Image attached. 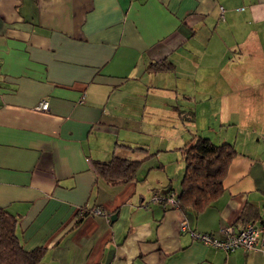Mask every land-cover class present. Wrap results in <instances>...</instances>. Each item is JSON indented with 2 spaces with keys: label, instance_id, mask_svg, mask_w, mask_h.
<instances>
[{
  "label": "crops",
  "instance_id": "1",
  "mask_svg": "<svg viewBox=\"0 0 264 264\" xmlns=\"http://www.w3.org/2000/svg\"><path fill=\"white\" fill-rule=\"evenodd\" d=\"M164 58L170 69H147ZM42 99L46 110L35 108ZM214 101L259 110L242 123L264 118V0H0V207L16 216L22 246L44 248L38 264H264V232L257 249L232 251L191 234L243 225L245 205L264 222V146L246 145L254 139L237 142L236 130L215 141L236 155L204 209L162 201L179 188L180 147L195 134L185 121L213 114ZM155 130L176 155L125 183L98 177L93 161L138 159L143 147L124 145Z\"/></svg>",
  "mask_w": 264,
  "mask_h": 264
},
{
  "label": "trees",
  "instance_id": "2",
  "mask_svg": "<svg viewBox=\"0 0 264 264\" xmlns=\"http://www.w3.org/2000/svg\"><path fill=\"white\" fill-rule=\"evenodd\" d=\"M172 67L166 58L151 62L147 69L158 71ZM135 149L132 145H124ZM184 162L183 173L176 191L169 188L162 201H167L170 191L176 194V204L181 209H192L199 212L212 203L223 190V180L236 149L230 142H213L209 137L193 134L181 147ZM141 159H132L112 155L109 160L93 161V168L103 181L120 184L136 179ZM85 214V212H84ZM259 214L252 205H245L237 222L245 224L254 221ZM17 218L6 208L0 207V264H38L42 259L44 248L41 246L25 249L16 232ZM236 226V225H235Z\"/></svg>",
  "mask_w": 264,
  "mask_h": 264
},
{
  "label": "rangeland",
  "instance_id": "3",
  "mask_svg": "<svg viewBox=\"0 0 264 264\" xmlns=\"http://www.w3.org/2000/svg\"><path fill=\"white\" fill-rule=\"evenodd\" d=\"M253 89L254 88H247L245 89V91L243 90L244 92L242 91L243 92L242 94L244 95L243 97L244 101L246 102L249 101V99L253 96V93H254ZM235 95H237V93H235ZM158 96H160V94H158L157 97ZM169 104L170 105L167 104L166 107L171 108L172 105L171 103ZM210 105H212L211 106L212 110H210V106L208 103H203V104L198 103L197 104L198 109L202 110V108L205 107V110H207V112H209L208 110H210V112L212 111L213 114L206 113L207 118H204L205 114L203 111V113L198 115L197 119H193L192 121L189 120L188 122L185 121L186 124L191 125L189 134L195 133L197 135L200 134V135L207 136V137L210 135L211 137L209 138L213 142H215L217 140H223L224 136H228L229 134L230 136H233L237 130V131H240V133L236 137L237 142H241L242 144H245L246 142L245 140L251 141L252 139H254V141L250 145L248 142H246V145L249 147H256V148L264 146V118L258 121V119L251 120V117H249L248 120L246 121L247 123H242L241 121V118L245 117L248 113H252V115H256V116L258 115L259 113L258 109H255V112L248 111L249 109L251 110L254 109V106L251 103L250 104H247V103L239 104L238 106L231 104L230 105L231 107H226L214 101ZM238 108H246L247 112L241 115L242 114L241 112L237 113ZM246 109H238V110L246 111ZM222 111L229 113V117H230L229 120L221 119ZM238 114L241 115L239 116V119L237 118ZM209 117L211 119H209ZM134 123H136V121H134ZM138 123L140 122L138 121ZM141 123L144 124V119L142 120ZM230 123H233V124H230ZM240 123L245 127L239 126ZM164 126L167 127L165 123H164ZM256 128L259 131L256 130ZM253 130H256L257 133H254L253 136H249V132ZM163 132L165 131L159 132V130H155V131H150V132H145V133L143 131L141 133H137L138 139H136V141L133 140V142L130 143L132 146L143 147L142 150L133 152L135 156L137 155L138 159L142 160L138 168V171H137L138 174L141 173V175L143 176L144 172H147L149 166H152V164L157 165L160 160H166L167 156H172L173 154L176 155L175 150H172L171 152H167L164 149V143L168 141L171 137H169V135ZM131 136L133 138H136L132 133H131ZM161 142H162V147H160ZM220 142H223V141H220ZM159 148H161L160 151H159ZM135 156H133V158ZM172 159L173 160L171 161V163L167 164V169H169L171 172L173 171L176 173L180 164H177L176 158H172ZM180 161L181 160H179V162ZM180 163L182 165L184 164L183 162H180Z\"/></svg>",
  "mask_w": 264,
  "mask_h": 264
},
{
  "label": "built area",
  "instance_id": "4",
  "mask_svg": "<svg viewBox=\"0 0 264 264\" xmlns=\"http://www.w3.org/2000/svg\"><path fill=\"white\" fill-rule=\"evenodd\" d=\"M35 108L46 110L48 108V101L45 99L40 100ZM167 201L172 205L176 204V194L174 191L168 193ZM94 212L100 213V210L95 209ZM185 224V222L181 223L182 229L186 228ZM220 231L221 236H217L214 233L196 231H191V234L195 240L225 251H232L238 247L246 250L257 249L259 236L264 232V222L258 224L254 221H249L239 227H236L234 224H227ZM261 245H264V241L261 242ZM260 249L264 252V248L260 247Z\"/></svg>",
  "mask_w": 264,
  "mask_h": 264
},
{
  "label": "water",
  "instance_id": "5",
  "mask_svg": "<svg viewBox=\"0 0 264 264\" xmlns=\"http://www.w3.org/2000/svg\"><path fill=\"white\" fill-rule=\"evenodd\" d=\"M115 217V215H112V218H114Z\"/></svg>",
  "mask_w": 264,
  "mask_h": 264
}]
</instances>
